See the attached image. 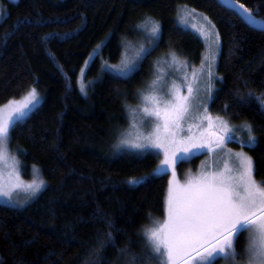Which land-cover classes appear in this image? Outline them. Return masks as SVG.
<instances>
[{
	"label": "trees",
	"instance_id": "16d2710c",
	"mask_svg": "<svg viewBox=\"0 0 264 264\" xmlns=\"http://www.w3.org/2000/svg\"><path fill=\"white\" fill-rule=\"evenodd\" d=\"M234 1L264 20V0ZM182 6L215 27L208 112L253 127L256 143L244 149L264 185V111L253 98L264 94V31L218 0H0V106L30 88L42 98L11 131L10 148L23 165L38 166L46 182L23 208L0 203L2 264H130L132 256L157 264L145 232L164 216L169 174H152L157 155L116 146L152 67L171 53L195 67L203 58L200 38L176 24ZM147 18L160 28L150 54L127 78L106 71L118 64L124 42L137 41Z\"/></svg>",
	"mask_w": 264,
	"mask_h": 264
},
{
	"label": "snow or ice",
	"instance_id": "6c2138e0",
	"mask_svg": "<svg viewBox=\"0 0 264 264\" xmlns=\"http://www.w3.org/2000/svg\"><path fill=\"white\" fill-rule=\"evenodd\" d=\"M229 7L249 26L264 30V22H258L243 4L237 9L233 0ZM240 9L243 11L240 12ZM137 27L146 30L152 38H157L160 33L159 25L151 18L145 19ZM149 54L150 49L141 47L135 56L122 61L121 66L115 69L116 74L122 78L129 77L139 67V61ZM170 62L172 65L180 63L175 53L170 54ZM164 63L169 61L165 60ZM182 67L188 66L184 64ZM191 75L193 80H198L195 72ZM211 75L209 70L206 83L209 98ZM181 80L182 83L187 81L188 76L183 75ZM183 87L187 94H181L180 88L175 85L169 88L165 76L158 74L149 86V93L142 94L143 115L138 124H131V128L137 131L127 132L125 138L120 140V146L135 150V154H152L151 150L156 149L159 151L155 155L159 156L162 152V164L154 174L172 170L173 181L166 204L167 219L145 233L148 247L153 253L149 259L157 260V264H161V258L162 264H188L184 257L191 258V253L195 252L200 257V264H214L217 259H223L225 264H237L239 254L235 250V241L243 232H248L251 236L244 250V258L247 264H264V185L256 184L254 165L249 156L243 151L230 153L231 167L225 164L223 170L201 172L183 185L175 180L177 163L197 153L215 154L218 149H224L226 143L237 140L238 131L220 117L214 120L206 106H203L201 115L202 106L195 103L194 97V92L198 94L199 88H194L192 83H183ZM81 92H84L83 85ZM249 96L253 97V94L249 93ZM253 98L264 111V94ZM39 103L33 88L23 102L14 106L10 102L8 114L0 116V161L7 165L11 159L12 175H15L14 183L0 184V201L5 202L4 207H23L19 200H13L14 192L22 190L27 193L24 202L28 203L45 187L43 178L35 168L31 183L20 180L15 172V158L8 155L11 131L26 122ZM143 128L151 130L147 133L139 130ZM239 131L241 135L246 134L245 139L237 141L239 145L253 147L256 143L253 127L245 123ZM146 180L147 177L129 183L135 186ZM108 235L111 239V233ZM130 264H137L135 256L130 257Z\"/></svg>",
	"mask_w": 264,
	"mask_h": 264
},
{
	"label": "rangeland",
	"instance_id": "374dc122",
	"mask_svg": "<svg viewBox=\"0 0 264 264\" xmlns=\"http://www.w3.org/2000/svg\"><path fill=\"white\" fill-rule=\"evenodd\" d=\"M11 2H15L16 0H9ZM3 17L0 14V19ZM157 23V22H156ZM176 24L179 25L181 28H184L190 32H192L194 35H197L200 40L203 43V46L205 48L203 58L201 62L195 66H190L186 62H183L181 59H178L180 61L179 64L172 65L170 62V55L165 58L166 60L169 61V63H164L162 62L161 64H156L152 67V77L147 81V84L141 88V90L137 93V99L136 102L133 106L127 108V122L126 124L122 127L123 129L121 130L120 136H119V142L116 146L117 150H126L129 152H135V150H130L126 147L120 146V140L122 138H125L126 133L131 131L135 133L137 129L131 128L132 123H137L139 122V118L143 115L142 113V108L144 106L143 102V95L142 94H148L149 93V86L152 85L153 81L155 80L156 76L158 74H163L165 76V80L167 82V85L169 88H171L172 85H175L177 88H180L181 94H187L186 88L183 87V83H192L194 88H199V93L194 92V97H195V103L201 105V115H203V106L209 107V94L206 90V83H207V72L210 70L211 71V80H212V87H211V97L213 94V85L215 79V65L217 61V54H218V49H219V38L217 35V32L215 30L214 25L209 21V19L204 16L201 13H198L195 10H192L186 6L179 7L177 10V17H176ZM138 34L136 35L137 37L135 38L134 42L128 41L124 42L122 45V53L119 58L118 64H109L105 66V70L109 71L110 73H113L114 75L118 76L115 72V69L119 68L121 66L122 61L126 57H133L136 55V53L139 51L141 47L143 48H148L151 50L152 46L155 44L157 38H152L150 34L144 30L139 28ZM159 36V35H158ZM141 61V60H140ZM139 61V63H140ZM186 64L188 67L184 68L182 65ZM87 65V64H85ZM203 66V71L201 70ZM195 72L198 76V80H193L192 79V73ZM83 71L81 72V75L79 76V85L80 87L83 85V88H85V83L83 82ZM188 76V80L184 81L182 83L181 77L183 75ZM30 88L29 91H27L23 96L19 97V99L11 100L8 101V103L0 106V116L7 115L9 112V103L12 102L13 106L15 103H21L24 101V99L28 96V93L31 91ZM37 96L39 97L40 103H41V96L38 94L36 91ZM39 103V104H40ZM38 104V105H39ZM213 119L215 120L216 116L212 115L211 113L208 112ZM221 119L227 121L224 117H221ZM228 122V121H227ZM229 123V122H228ZM207 124V121H205V125ZM245 124L243 123H237V124H231L229 123V126L233 129L238 130L237 131V140H233L236 143H238V140H243L246 137V134L241 135V132L239 131L240 126ZM248 124V123H247ZM142 132L147 133L150 131V128H143L139 129ZM196 131V129H194ZM209 131H213V129H209ZM216 134L218 135L219 132L218 130L216 131ZM254 135V133H253ZM255 136V135H254ZM231 141V142H233ZM230 142L225 144L224 149H218L215 154L209 153L208 155H204L201 153H197L193 157H189L185 162V165L178 166V163L176 165V175H175V180L179 185L185 184L189 178L191 177H196L200 175L201 172H208V171H217V170H223L224 165L228 164L229 167L232 166V159L230 156V153H237L243 151L247 156L248 153L244 149V147H232L229 145ZM239 145V143H238ZM157 151L156 149H152L151 152L155 154ZM8 155L9 157H14L15 158V172L16 174L19 175L20 180H22L24 183H31L33 178H34V173L33 169H37L38 173L40 174V170L38 166L36 165H23L21 161V157L18 154L16 150H12L10 148V144H8ZM139 155V154H138ZM159 157V163L156 166V168L153 170V175H156L154 173H157V170L159 169L160 165L162 164L163 161V153L161 152ZM251 158V156H249ZM195 158V161H193ZM252 159V158H251ZM180 163V162H179ZM13 173V167H12V160L9 159L7 165H5L4 162L0 161V184H10L15 182V175H12ZM169 174L168 178V190H167V196L165 200V204H167V199L169 195V188L172 186V181H173V176H172V170L168 169L167 172H159L158 174ZM43 178V177H42ZM255 179V178H254ZM44 180V179H43ZM257 185H263L260 184L258 181H256ZM46 184V182L44 181ZM45 187L43 188V190ZM40 193V192H39ZM38 194V193H37ZM28 194L25 193L22 190H19L17 192L13 193V200H19L21 204H23V207L31 203V202L25 203V197ZM0 203L4 204V201H0ZM13 208V206H9ZM23 207H14V208H23ZM164 216L159 219L157 222H153L150 226H148L146 232L152 228H154L156 225L162 223L167 219L166 215V205L164 209ZM145 232V233H146ZM251 234L248 232H243L238 240L235 241V250L239 254L237 264H247V260L244 258V250L246 247H248L249 244V239H250ZM158 255V254H156ZM184 259L188 261V264H200V257H197L195 252L191 253V258L189 256H185ZM163 258H161V264H162ZM214 264H225V261L223 259H217Z\"/></svg>",
	"mask_w": 264,
	"mask_h": 264
},
{
	"label": "water",
	"instance_id": "95a60500",
	"mask_svg": "<svg viewBox=\"0 0 264 264\" xmlns=\"http://www.w3.org/2000/svg\"><path fill=\"white\" fill-rule=\"evenodd\" d=\"M218 1H220L221 3H222V5L225 7V8H228V9H230V10H232L233 12H236L235 10H233V9H231L230 7H229V5L231 4V3H233V0H218ZM234 3H235V5H236V8L238 9L239 8V5H240V3L238 2H236V1H234ZM240 12H242L243 10L242 9H240L239 10ZM250 12V11H249ZM237 13V12H236ZM251 13V12H250ZM238 14V13H237ZM258 22H264V20H258L257 18H255ZM244 22H246L245 20H244ZM247 23V22H246ZM248 24V23H247ZM249 25V24H248ZM253 28H255V29H257V30H259V31H261V29H259V28H256V27H253ZM262 31H264V30H262Z\"/></svg>",
	"mask_w": 264,
	"mask_h": 264
}]
</instances>
